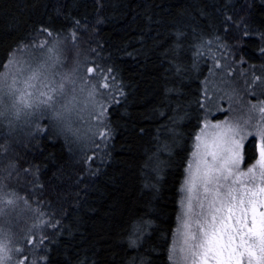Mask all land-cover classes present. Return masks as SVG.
Masks as SVG:
<instances>
[{
	"label": "trees",
	"instance_id": "1",
	"mask_svg": "<svg viewBox=\"0 0 264 264\" xmlns=\"http://www.w3.org/2000/svg\"><path fill=\"white\" fill-rule=\"evenodd\" d=\"M261 32L264 0H0V72L18 45L28 47L17 57L33 66L47 60V41L56 61L50 75L74 82L66 98L83 109L65 133L49 114L12 127L0 120V178L29 204L0 215L10 246L29 264H172L181 187L205 119L197 101L207 82L215 101L206 118L215 121L217 106L235 116L264 100L246 82L264 79ZM94 85L96 108L88 102ZM37 123L45 133L34 132ZM136 221L146 230L130 248Z\"/></svg>",
	"mask_w": 264,
	"mask_h": 264
},
{
	"label": "snow or ice",
	"instance_id": "2",
	"mask_svg": "<svg viewBox=\"0 0 264 264\" xmlns=\"http://www.w3.org/2000/svg\"><path fill=\"white\" fill-rule=\"evenodd\" d=\"M76 23L79 24V21ZM42 31L51 36L48 29ZM249 34L245 30L244 35ZM181 35L177 33L178 37ZM260 35L264 41V32ZM27 47L18 45L16 50L10 52L4 64L5 71L0 72V120L7 119L9 127H12L21 120L31 123L37 114H49L50 126L58 133L72 131L73 116L83 118V109L77 110L74 103L75 96L66 98V83L74 82L68 76H63L58 83L50 75L56 63L52 56L54 46L48 47L45 41L41 47L48 49L49 56L34 66L16 55L21 48ZM261 53L264 54V48ZM94 71V68H88L89 73ZM108 71L111 72V69ZM257 81L264 86V79L254 77L248 88L253 89ZM205 83L202 100L197 101L205 113V119L195 136V151L192 154L195 168L190 163L187 169V195L181 201L183 212L177 217L179 225L173 233L169 260L172 264H264V100L251 104L246 116L226 117L212 124L206 116L210 110L208 106L215 101V94L210 95ZM101 86L107 88L108 84ZM95 95L94 85L88 92V102L93 108L97 105ZM259 95L264 96V87H261ZM61 99L64 103H60ZM216 110L224 111L218 106ZM104 114V106L99 105L95 119L102 122ZM34 132L45 133V129L37 123ZM99 135L101 140H106L110 131H101ZM249 146L252 148L251 154L248 153ZM91 159L88 157V160ZM249 160H254V163L242 171V166ZM16 167L14 162L8 165V176ZM7 187L0 178V215L7 208L16 207L21 200L26 207L29 206L27 199L19 197L14 190L6 191ZM39 223L44 222L41 220ZM48 224L55 227L50 222ZM36 227L38 224L33 225V228ZM145 230V222L132 224L128 235L130 248L139 245ZM45 239L42 237L38 243L43 244ZM26 243L34 244V241L27 239ZM11 244L9 235L0 229V264H12L10 253L18 257L15 264H29L24 250L11 247ZM39 259L46 257H37L31 264H37ZM78 264H87V258ZM131 264H135L134 258Z\"/></svg>",
	"mask_w": 264,
	"mask_h": 264
},
{
	"label": "rangeland",
	"instance_id": "3",
	"mask_svg": "<svg viewBox=\"0 0 264 264\" xmlns=\"http://www.w3.org/2000/svg\"><path fill=\"white\" fill-rule=\"evenodd\" d=\"M254 77H257V76H254ZM253 77V78H254ZM253 78L251 79V81H250V79H246V82L248 83H252V80H253ZM262 79V78H261ZM249 85V84H248ZM248 85H247V89H249L248 88ZM255 87V89L253 90V92L256 94V96H259V97H263L264 98V96H261V95H259V93H260V90H261V87H263L260 83H259V81H257V84L254 86ZM246 109L245 110H240V111H238L237 113H236V115L235 116H233V114H232V109H231V111H229V107L227 106V104H225L224 105V107H223V109H224V111L222 112L223 113V115L221 116V117H219V119L218 120H215V121H213L212 119H210V120H208V121H210L212 124H215V123H217L218 121H223V120H225V118L226 117H241V116H246L247 115V110H248V108L249 107H245ZM237 111V110H236ZM235 111V112H236ZM227 114V115H226ZM256 116H257V118H258V116H259V114H258V112L256 113ZM203 127V126H202ZM199 132H200V130H199ZM198 132V133H199ZM195 144H196V140H195ZM195 151V145H194V149H193V152ZM249 154H251V151L250 152H248ZM192 164V166H193V169L195 168V158L193 157V155H191V158H190V161H189V163H188V167H187V169L189 168V164ZM252 163H254V160H249L246 164H244L243 166H242V171H246L247 170V168L249 167V166H251V164ZM188 176H189V172L186 170V174H185V178H184V182H183V184H182V187H181V193H180V195H181V201L182 200H184V198L186 197V195H187V192H186V185H185V180L188 178ZM182 212H183V208L181 207V210H180V215H182ZM178 225H179V221L177 222V226H176V229H177V227H178ZM176 229H175V231H176Z\"/></svg>",
	"mask_w": 264,
	"mask_h": 264
}]
</instances>
